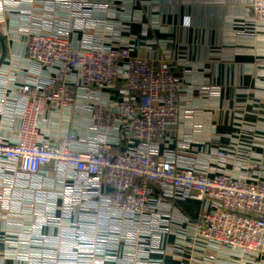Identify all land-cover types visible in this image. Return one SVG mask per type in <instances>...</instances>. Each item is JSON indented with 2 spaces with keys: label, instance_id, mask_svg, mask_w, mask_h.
<instances>
[{
  "label": "built area",
  "instance_id": "built-area-1",
  "mask_svg": "<svg viewBox=\"0 0 264 264\" xmlns=\"http://www.w3.org/2000/svg\"><path fill=\"white\" fill-rule=\"evenodd\" d=\"M104 7L0 0V20L17 15L28 59L7 57L0 67L5 254L24 264H165L166 238L177 230L181 247L197 253L204 243L210 264L219 250L240 262L264 258V160L254 153L264 137L198 147L201 125L182 128L183 118L195 116L181 105L193 85L167 60L155 64L131 45L93 36L101 23L92 14ZM65 11L72 25L63 22ZM245 12L264 22V0H251ZM195 90L200 97L217 91ZM70 107L90 116L88 134L44 137L47 111ZM186 200L203 203L190 240L177 208Z\"/></svg>",
  "mask_w": 264,
  "mask_h": 264
},
{
  "label": "crops",
  "instance_id": "crops-1",
  "mask_svg": "<svg viewBox=\"0 0 264 264\" xmlns=\"http://www.w3.org/2000/svg\"><path fill=\"white\" fill-rule=\"evenodd\" d=\"M75 1L105 6L92 14L94 21L101 23L91 31L93 36L113 45H131L133 55L155 64L167 60L173 65L175 75L193 85L194 91L181 94V105L183 110L194 109L195 116L193 120L183 118L182 128L184 132H191V121L201 125L198 147H235L247 137H264V22H256L246 14L245 7L251 0ZM66 12H62L66 18L63 22L72 25L73 19ZM15 18L17 15H10L7 23L0 20V34L6 45L2 58L0 43V67L7 57L28 65L25 36L13 24ZM6 26L10 29V40L4 38ZM72 36L79 45L82 32H74ZM208 86L215 87L216 94L200 97L196 87ZM89 125V115L70 107L49 109L40 122V129L44 137L70 132L85 136ZM15 127H19L18 121ZM254 149L264 160V143ZM236 160L245 163L240 153ZM177 208L182 214L178 217L187 218L182 224L190 240L203 203L179 201ZM176 232L166 238L165 264H210L206 262L209 253L204 243H200L195 253L181 247ZM7 249L0 243V264H24L5 254ZM219 251L214 264H264L262 257L253 263L240 262ZM194 254L196 259L192 261Z\"/></svg>",
  "mask_w": 264,
  "mask_h": 264
},
{
  "label": "water",
  "instance_id": "water-1",
  "mask_svg": "<svg viewBox=\"0 0 264 264\" xmlns=\"http://www.w3.org/2000/svg\"><path fill=\"white\" fill-rule=\"evenodd\" d=\"M0 43H1V45H2V49H3V53H2V58H3V56H4V54H5L6 45H5L4 39H3V37L1 36V34H0Z\"/></svg>",
  "mask_w": 264,
  "mask_h": 264
}]
</instances>
